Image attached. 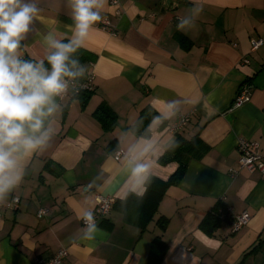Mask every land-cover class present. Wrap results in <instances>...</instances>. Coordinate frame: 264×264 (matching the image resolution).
I'll return each mask as SVG.
<instances>
[{
  "label": "crops",
  "instance_id": "0c3cea01",
  "mask_svg": "<svg viewBox=\"0 0 264 264\" xmlns=\"http://www.w3.org/2000/svg\"><path fill=\"white\" fill-rule=\"evenodd\" d=\"M111 1L101 10L109 24L95 25L82 47L95 57L87 71L92 92L57 98V135L9 196L19 197L18 208L0 205V264H30L59 249L67 250L61 264H146L157 235L167 244L160 264H264V174L239 168L236 149L244 138L264 155V0ZM33 2L41 12L21 41L25 60L44 59L49 32L70 40L74 30L71 0ZM255 38L263 43L251 51ZM243 89L248 98L235 106ZM102 104L116 115L112 129L96 114ZM146 106L160 119L152 117L141 136L130 126ZM184 113L183 129L169 130ZM177 134H198L207 149L188 160L152 212L145 191L129 193V149L135 145L152 177L166 180L178 164L158 159ZM95 194L114 202L97 223L101 232L82 240L80 219ZM242 211L250 220L234 231L233 215ZM208 215L216 218L209 231L202 226Z\"/></svg>",
  "mask_w": 264,
  "mask_h": 264
},
{
  "label": "clouds",
  "instance_id": "9594fccd",
  "mask_svg": "<svg viewBox=\"0 0 264 264\" xmlns=\"http://www.w3.org/2000/svg\"><path fill=\"white\" fill-rule=\"evenodd\" d=\"M105 4L106 0H71L72 39L64 42L49 32L44 37L48 47L44 59L25 60L21 41L32 30L41 9L33 0H0V205L9 202L32 159L46 151L57 135L53 118L63 113L57 98L67 94L70 80L85 74L84 66L72 55L103 21ZM185 23L180 22L178 30H183ZM159 119L155 116L153 122ZM135 147L129 149V193L141 195L153 173L152 165L142 161ZM81 218L86 229L82 240L95 239L101 230L93 211L85 210Z\"/></svg>",
  "mask_w": 264,
  "mask_h": 264
},
{
  "label": "trees",
  "instance_id": "16d2710c",
  "mask_svg": "<svg viewBox=\"0 0 264 264\" xmlns=\"http://www.w3.org/2000/svg\"><path fill=\"white\" fill-rule=\"evenodd\" d=\"M180 42L184 45L187 44V41L184 37H180ZM69 39L64 38L62 41L67 42ZM186 45L185 47H187ZM72 59H78L79 63L84 66L85 68V74L83 77L79 78L76 81H83L87 75V71L89 69V66L94 62L95 57L92 53H90L88 50L81 48L77 53H74L72 55ZM45 66L49 67L47 65V62L45 61ZM93 88L89 91H80L76 95L81 96L82 99H85L91 92ZM96 114H98V117L100 121L102 122L104 128L106 129H112L115 126L116 122V115L115 113L108 108L106 105H100L96 109ZM155 112H153L148 106L144 107L136 121L130 126V128L136 132L138 135L141 136H148L149 130H148V123L154 116ZM115 142V140L111 141L109 145H112ZM207 149V146L201 141V139L198 137V134H194L189 139H186L182 137L181 135H176L173 142L170 144V146L165 150V152L159 157L158 161L161 164H166L168 162L175 161L177 162L178 166L174 173L167 178L166 180H160L158 178L152 177L151 182L147 185L145 190V195L143 197V200L146 199V201L151 204V210L152 212L155 211L156 205L161 198V196L164 194L165 190L170 185H175L179 182L181 179L184 170L186 168V165L188 163V160L193 158L200 157ZM127 198H135L133 195L129 194ZM122 200L123 206L122 209L124 210V215L129 216V207L128 205L125 206V203L128 199ZM152 216V213L150 215V218ZM167 219L163 216H160L158 218V221L165 222ZM216 222V218L212 215L206 216V219L202 222V226L209 231L210 228L214 225ZM167 244L161 239L160 236H155L150 243V248L148 252V257L146 264H160L165 252H166Z\"/></svg>",
  "mask_w": 264,
  "mask_h": 264
},
{
  "label": "built area",
  "instance_id": "2783aa9c",
  "mask_svg": "<svg viewBox=\"0 0 264 264\" xmlns=\"http://www.w3.org/2000/svg\"><path fill=\"white\" fill-rule=\"evenodd\" d=\"M111 4L116 5L117 1L112 0ZM108 24L109 21L107 17H104L103 21L101 22L102 28H105ZM262 43L263 40L261 38L251 39L250 50L251 51L256 50ZM247 61H248L247 59L243 60V62L245 63ZM93 79H94V75L92 73H87L83 81L79 82V81L70 80L69 90L67 94H77L80 91L91 90L93 88ZM247 98H248L247 92L245 91V89L238 91L234 99V105L235 106L240 105ZM189 120H190L189 113L179 114L177 119L169 125V130L173 132L180 131L189 122ZM257 147L258 145L255 142H252L244 138H239L236 144V149L238 153L237 162L239 168H243L248 171H258L264 174V155H261L258 152ZM18 202H19V197L14 195L6 204V207L15 210L16 208H18ZM113 202H114V198L112 196L95 194V205L91 211H93L97 223L108 215L110 209L112 208ZM43 212L44 211L39 210L38 216H41ZM228 214L229 211L227 212L224 211L223 213H221V215H228ZM249 220H250V215L246 211H242L238 214L233 215V230L237 231L240 228L244 227L246 224H248ZM80 222L85 227L82 218L80 219ZM66 255H67L66 249H59L51 257L36 258L30 264H61L63 259L66 257Z\"/></svg>",
  "mask_w": 264,
  "mask_h": 264
}]
</instances>
